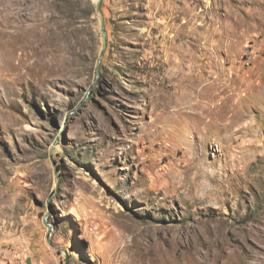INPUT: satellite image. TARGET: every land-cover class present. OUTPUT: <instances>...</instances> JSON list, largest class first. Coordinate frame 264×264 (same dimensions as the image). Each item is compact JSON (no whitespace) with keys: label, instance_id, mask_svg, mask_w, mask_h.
<instances>
[{"label":"rangeland","instance_id":"374dc122","mask_svg":"<svg viewBox=\"0 0 264 264\" xmlns=\"http://www.w3.org/2000/svg\"><path fill=\"white\" fill-rule=\"evenodd\" d=\"M97 4L0 0V264H264V0Z\"/></svg>","mask_w":264,"mask_h":264},{"label":"water","instance_id":"95a60500","mask_svg":"<svg viewBox=\"0 0 264 264\" xmlns=\"http://www.w3.org/2000/svg\"><path fill=\"white\" fill-rule=\"evenodd\" d=\"M100 1L101 0H98V4H97V10H98V12H100ZM102 32H103V27H102ZM102 40H103V48L105 47V36H104V33H103V35H102Z\"/></svg>","mask_w":264,"mask_h":264},{"label":"bare ground","instance_id":"6f19581e","mask_svg":"<svg viewBox=\"0 0 264 264\" xmlns=\"http://www.w3.org/2000/svg\"><path fill=\"white\" fill-rule=\"evenodd\" d=\"M19 50V46L18 45H14L12 46V51L14 52V54Z\"/></svg>","mask_w":264,"mask_h":264}]
</instances>
